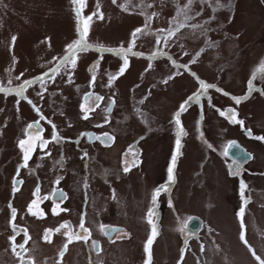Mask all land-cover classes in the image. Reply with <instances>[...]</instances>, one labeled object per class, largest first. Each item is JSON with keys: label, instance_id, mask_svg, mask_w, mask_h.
<instances>
[{"label": "rangeland", "instance_id": "1", "mask_svg": "<svg viewBox=\"0 0 264 264\" xmlns=\"http://www.w3.org/2000/svg\"><path fill=\"white\" fill-rule=\"evenodd\" d=\"M186 6L85 0L79 25L72 0H0V88L34 81L23 97L0 93V264H264V141L255 138L264 136V72L253 77L264 67V0H194L192 19L177 28ZM146 23L148 34L133 47L141 55L129 54V67L109 83L122 59L107 50L126 49ZM196 24L204 28L193 30ZM78 26L87 28L89 48L74 69L68 63L53 72L80 38ZM156 51L167 55L152 59ZM200 81L214 87L181 114L174 181L153 205L175 150V113L200 92ZM89 92L101 99L85 101ZM240 96L237 105L232 97ZM228 109L243 125L230 122ZM105 135L108 144L95 139ZM21 139L33 146L27 166ZM231 141L253 158L230 159ZM192 216L204 222L198 234L186 229ZM66 221L72 229L57 232ZM106 227L118 230L107 236ZM70 232L83 238L69 242Z\"/></svg>", "mask_w": 264, "mask_h": 264}, {"label": "snow or ice", "instance_id": "2", "mask_svg": "<svg viewBox=\"0 0 264 264\" xmlns=\"http://www.w3.org/2000/svg\"><path fill=\"white\" fill-rule=\"evenodd\" d=\"M113 2L115 3V0H113ZM193 2H194V0H188V5L190 6ZM72 4L76 6L75 11H76V16H77L78 24L79 25L85 24L86 21H80V15H81V7L80 6L83 5V4H85V0H72ZM217 4H220V0H217ZM189 6H186V9H181L178 12V16H181L182 19L177 24V28L182 27V26L188 24V22L192 19V17L189 15V12L191 11V9H190ZM220 6L222 7V4ZM91 19H92V16L87 17V20H91ZM205 23L207 24L209 22L206 21ZM192 28H193V30L203 29L204 28V25L196 24V25H192ZM174 30L175 29H172L170 27L169 30L167 31V33L165 35L157 36L156 37V44L159 45L161 39H164L165 41H167V38L172 35V32ZM77 31H78V33L80 35V38L77 39L74 44H70V45L67 46V48H68L67 55H65L61 59L60 63L57 65V67L52 70L53 72L58 71L60 67H63L64 65H66L68 63H70L71 64V67L74 69L76 67V59H75V57L77 56V54L79 52L84 51V50H87L89 48V45H88V43H87V41L85 39V36H86V33H87V28L86 27H80V26H78ZM160 31H161V33L164 32V30H160ZM146 34H148V23L145 24V27L143 29L137 28V29H135L133 31V33H132V37H133L132 43H130L129 46L126 49L121 47V48L115 49V50H107V51L113 52L114 54L118 55L122 59V66L119 68L118 72L117 73H110L109 74V76H108L109 83H111L113 80L117 79L129 67V60H128L129 54H131L133 56H139V55H141L139 53L133 52V47H134L135 39L139 38L140 35H146ZM13 39H15V38H13ZM164 55H167V54L164 53V52H162V51H156V52H153L152 53V59H155L157 56H164ZM172 63H173V66L175 68H177V69L187 68L188 67L187 65H179V64H176L175 61H173ZM149 67H151V65H149ZM90 72L93 74L92 75V79L94 81L95 80V75H94L95 68H92L90 70ZM258 72H264V67L258 69L256 73H253V77L254 78L256 77V75H257ZM45 75H47V74H45ZM39 79L43 80L44 77L42 76ZM171 79H174V76H169L167 78V80H164L163 81V83H167L168 80H171ZM69 80H71V76H69ZM33 83H34L33 80H28V81H25L23 84L19 85L18 87H15V88H0V93H4L5 95L14 93L18 98L19 97H23L24 96V92H25V86L26 85H31ZM212 87H214V86L213 85H210V84H206L203 81H200V92L195 93V94L189 96L187 98V100L184 101L180 105L179 111H177L175 113L174 122H175V125L177 126L176 139H175V150H174V152H173V154L171 156L170 165L167 168V183L162 184L160 187H158L155 190V193L152 196V204L153 205L156 204L157 197H158V195H160L161 190L168 191V184H170V183H172L174 181V166L177 163V158H178V155L180 154V150H181V147H182V144H181V136H182L183 133H182V130L180 129V125H181V119H180V117H181V114L184 111H186L187 107H191V105H193V104L199 105L201 103V100H202V94H206L207 93V90L209 88H212ZM254 89H255V85L253 84L252 80H250L249 81V92H252ZM39 94L40 93H38V95ZM100 99H101V97L94 96L93 93H91V92L87 93L84 96V100L87 101V102H91V101H95V100H100ZM232 99L235 101V103L237 105H239L245 99V97L244 96L232 97ZM29 103H31V101H29ZM140 103L143 104L144 103V100H141ZM112 106L113 105L110 104L109 105V108H111ZM227 111L230 114L227 117L230 120V122L243 125V121L242 120H238L236 118L237 117V114H236V112L233 109H228ZM219 114L221 116H226V113L224 111H221ZM83 118L84 119H87L88 117L85 114V116ZM28 127L29 128H32V129H35L36 128V125L35 124H30V125H28ZM247 134L249 136L252 135L251 134V131H248ZM88 135L91 138V134H88ZM255 138L258 139V140L264 141V136H257ZM53 139L59 141L60 138L54 135L53 136ZM95 139H102L105 144H108L112 140V137L105 135L103 137H95ZM46 143H47V141H43V140L41 141V144L42 145H45ZM18 147L20 148V150L23 153L24 166H27V161L29 159L30 153L33 151V146H32L31 143L27 142L26 140L21 139L18 142ZM129 152L133 154V158H134V161H135L136 154L134 152V148H131L130 147L129 148ZM86 155L87 154L85 153V156ZM124 171L125 172L129 171V168L126 167L124 169ZM230 174H235V173L230 172ZM17 183H18V181L14 180V182H13V185H14L13 191L14 192L16 190L15 185ZM244 188H245V185L242 182L241 185H240L241 197L242 198H243ZM57 194L59 196H61V198L63 197V193H57ZM33 204H35V201H33ZM63 211H66V210H63ZM243 211H244V207L242 206L239 209V211H238V215H241V213ZM28 212L29 213H32L33 215H35V213L32 211V207H29L28 208ZM52 212H53L54 215H58L59 214L57 212L56 207H53ZM148 215L151 217V216L154 215V213L153 212H149ZM12 216L13 217L15 216V209H12ZM149 223L152 224V220L151 219L149 220ZM72 227H73V225L71 224V222H67L66 221V222L61 223L59 225V227L56 229V231L58 232L62 228L72 229ZM152 227H153V235H155L156 234V226H155V224H153ZM79 229L84 233V236H87L88 233H87V229L84 226L83 216L81 217V220H80ZM111 230L112 231H117V229H111ZM13 231L15 233V231H16L15 227L13 228ZM47 231H51V230H47ZM82 238L83 237L81 236V232H70L68 234V240H69V242H71L73 239H82ZM11 239L14 242L15 236H13ZM26 240H27V236L25 238V241ZM151 242H152L151 239H149L148 240V244H151ZM19 247H20L21 251L24 250V244L19 245ZM65 247H67V245H65ZM146 251H147V249H146ZM22 264H23V261H22Z\"/></svg>", "mask_w": 264, "mask_h": 264}, {"label": "water", "instance_id": "3", "mask_svg": "<svg viewBox=\"0 0 264 264\" xmlns=\"http://www.w3.org/2000/svg\"><path fill=\"white\" fill-rule=\"evenodd\" d=\"M226 155L239 163H244L252 159V154L247 151L239 142L231 141L225 148ZM187 229L189 232L197 234L202 230L203 221L198 216H193L191 219L187 221ZM111 229H117L118 227H106L104 232L107 236L113 235L116 231H112ZM96 250H98L99 245L95 246Z\"/></svg>", "mask_w": 264, "mask_h": 264}]
</instances>
